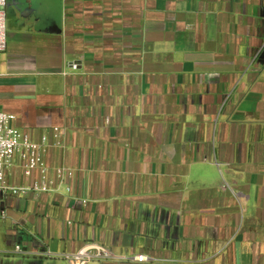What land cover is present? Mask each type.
Masks as SVG:
<instances>
[{
	"label": "crops",
	"instance_id": "obj_1",
	"mask_svg": "<svg viewBox=\"0 0 264 264\" xmlns=\"http://www.w3.org/2000/svg\"><path fill=\"white\" fill-rule=\"evenodd\" d=\"M18 1L0 112L72 175L0 199V264H264V0Z\"/></svg>",
	"mask_w": 264,
	"mask_h": 264
},
{
	"label": "built area",
	"instance_id": "obj_2",
	"mask_svg": "<svg viewBox=\"0 0 264 264\" xmlns=\"http://www.w3.org/2000/svg\"><path fill=\"white\" fill-rule=\"evenodd\" d=\"M5 8L6 0H0V53L6 48V31H5ZM80 64L72 62L67 64V69L76 71ZM15 117L13 115L0 112V199L7 197H23L31 192L46 193L58 190L67 177H71L72 172L66 168H57L53 171L54 180L49 178V168L45 162L47 145L45 138L40 141H34L30 136L14 127ZM54 139L58 137V129H52ZM17 165L23 177L30 178L36 174L37 179L33 180L28 186H10L6 182L9 171ZM64 191L68 192L69 188L64 186ZM1 216L4 213L1 212ZM17 250V247L16 249ZM72 264H86L92 260H109L114 259L113 254L107 249L90 245L89 248L80 249L73 255H63ZM132 261L142 263L147 261L145 255H137L131 258Z\"/></svg>",
	"mask_w": 264,
	"mask_h": 264
},
{
	"label": "water",
	"instance_id": "obj_3",
	"mask_svg": "<svg viewBox=\"0 0 264 264\" xmlns=\"http://www.w3.org/2000/svg\"><path fill=\"white\" fill-rule=\"evenodd\" d=\"M60 1L61 0H19L17 4H19L20 12L30 14L32 12H35L36 9L38 10V5L40 4L47 6L48 10L51 12L56 9ZM54 21H57V25H55L56 23L53 22L51 26L53 28V31L58 34L60 33V22L56 19H54Z\"/></svg>",
	"mask_w": 264,
	"mask_h": 264
},
{
	"label": "rangeland",
	"instance_id": "obj_4",
	"mask_svg": "<svg viewBox=\"0 0 264 264\" xmlns=\"http://www.w3.org/2000/svg\"><path fill=\"white\" fill-rule=\"evenodd\" d=\"M7 15H8V14H7ZM1 221H2V220H1V218H0V223H1ZM0 225H1V224H0Z\"/></svg>",
	"mask_w": 264,
	"mask_h": 264
}]
</instances>
